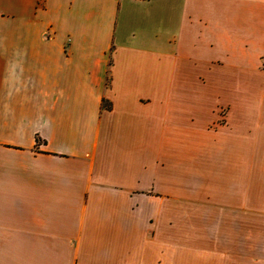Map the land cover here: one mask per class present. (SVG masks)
<instances>
[{
	"label": "crops",
	"instance_id": "1",
	"mask_svg": "<svg viewBox=\"0 0 264 264\" xmlns=\"http://www.w3.org/2000/svg\"><path fill=\"white\" fill-rule=\"evenodd\" d=\"M263 58L264 0H0V264H264L203 175L231 126L175 92Z\"/></svg>",
	"mask_w": 264,
	"mask_h": 264
},
{
	"label": "rangeland",
	"instance_id": "2",
	"mask_svg": "<svg viewBox=\"0 0 264 264\" xmlns=\"http://www.w3.org/2000/svg\"><path fill=\"white\" fill-rule=\"evenodd\" d=\"M232 79L234 80L231 84L221 83L219 79L217 83L206 80L203 86H190L189 91L175 86V92L185 91L200 97L206 94L207 115L211 111L214 112L217 115V118L215 117L217 126L230 125L232 128V131L227 133L226 146L222 150H217V166L211 165L203 170V175L207 177L208 170L211 177L217 175L216 187L207 184V188H211V195L217 193V204L223 205V201L229 200L234 203L240 202L242 199L237 198L236 193L235 195L232 193L233 189H237L242 183L244 201H252L254 205L264 204V107H261L264 105V58L256 68L254 67L249 79H242L239 76ZM245 116L249 118L248 122L237 125V120ZM210 120L208 116V121ZM200 166L201 164L194 169L197 178L199 170L202 169ZM236 177L241 178L238 186ZM224 178L228 180L225 183ZM178 189L183 192L182 188ZM203 199L196 198L206 201V196Z\"/></svg>",
	"mask_w": 264,
	"mask_h": 264
}]
</instances>
